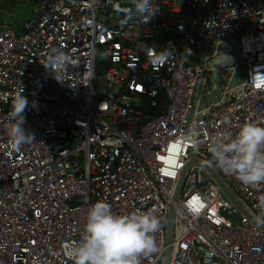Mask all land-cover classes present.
Listing matches in <instances>:
<instances>
[{"label":"built area","instance_id":"obj_1","mask_svg":"<svg viewBox=\"0 0 264 264\" xmlns=\"http://www.w3.org/2000/svg\"><path fill=\"white\" fill-rule=\"evenodd\" d=\"M30 2L22 32L0 18V264H72L67 247L99 199L116 213L160 219L157 251L140 264H162L172 204L168 264H264V227L198 160L254 218L264 185L245 186L216 167L204 135L198 150L182 140L193 121L208 137L234 134L246 121L264 124L260 1L155 0L146 23L129 15L131 0ZM214 41L221 60L211 59ZM192 45L204 49L203 64L187 62ZM52 47L71 62L48 73L42 63ZM230 53L244 80L203 104L212 67L231 83ZM22 96V127L34 140L11 150L10 111Z\"/></svg>","mask_w":264,"mask_h":264},{"label":"clouds","instance_id":"obj_2","mask_svg":"<svg viewBox=\"0 0 264 264\" xmlns=\"http://www.w3.org/2000/svg\"><path fill=\"white\" fill-rule=\"evenodd\" d=\"M157 11L155 0H131L128 9L129 15L145 23ZM44 55L46 63L42 64L48 73L52 69L59 72L71 62V57L58 47L50 48ZM51 75L63 82L56 75ZM176 75L179 77L180 73ZM27 104V99L22 96L20 103L10 111L13 123L7 133L11 150L34 140L33 134L22 127V113ZM202 135L208 141L207 151L216 167L245 186L258 188L264 185V124L246 121L234 134L218 131L208 137L193 121L182 140L198 150ZM254 206L258 210L255 222L264 225V194L257 197ZM160 226V219L150 211L116 213L107 201L99 199L88 207L80 239L68 245L67 255L72 264H140L141 257L157 251L153 234Z\"/></svg>","mask_w":264,"mask_h":264},{"label":"rangeland","instance_id":"obj_3","mask_svg":"<svg viewBox=\"0 0 264 264\" xmlns=\"http://www.w3.org/2000/svg\"><path fill=\"white\" fill-rule=\"evenodd\" d=\"M6 9H0V18L8 19L12 22L13 26L19 31H23V25L25 20H27L32 13V5L30 0H14V1H5ZM217 41H214L211 45L210 51L212 52L211 59L221 60L224 55V49L219 48L218 55H213L216 49ZM228 53V52H227ZM231 62L227 65V69L229 74H232L233 67H236L233 72V78L231 83L229 84L227 77H225L224 72L221 73L219 71V67H212L210 70L211 78L208 80L207 92L203 97V104H209L211 101L215 100L220 94L223 93L226 86L230 87L235 86L236 84L242 82L244 80V65L241 62H237L232 53H230ZM219 57V58H218ZM188 63H202L204 62L205 52L202 47H198L196 45H192L186 54ZM215 84V86H214ZM243 205H245L242 202ZM246 207V205H245ZM248 208V207H246ZM227 215L236 220V217L231 213L227 212ZM256 216V215H255Z\"/></svg>","mask_w":264,"mask_h":264},{"label":"water","instance_id":"obj_4","mask_svg":"<svg viewBox=\"0 0 264 264\" xmlns=\"http://www.w3.org/2000/svg\"><path fill=\"white\" fill-rule=\"evenodd\" d=\"M259 1L261 3V6L264 9V0H259ZM198 162L201 163L203 166H205L210 171V173L214 176L216 181L220 184V186L223 189V191L225 192V194L233 201V203L236 204L238 207H240L247 214V216H249L253 221H255V218L252 217L247 211H245L242 208V206L240 205L238 200L234 197V195L227 188V186L222 181V179H221L220 175L218 174V172L216 171V169L210 163H208L206 161L198 160ZM185 170H186V168L182 171V174H181L180 179L178 181L176 193H175V197H174L175 200L177 199V197L179 195V191H180V188L182 186V181H183ZM174 209H175V205L172 204L171 209H170L168 216H167V220H166V235H167V244L166 245L167 246H166V250H165L164 259H163L162 264H168L169 258H170L171 241H172V234H173V222H174ZM261 226L264 227V225H261Z\"/></svg>","mask_w":264,"mask_h":264},{"label":"trees","instance_id":"obj_5","mask_svg":"<svg viewBox=\"0 0 264 264\" xmlns=\"http://www.w3.org/2000/svg\"><path fill=\"white\" fill-rule=\"evenodd\" d=\"M7 7H6V5H1L0 6V9H6Z\"/></svg>","mask_w":264,"mask_h":264},{"label":"bare ground","instance_id":"obj_6","mask_svg":"<svg viewBox=\"0 0 264 264\" xmlns=\"http://www.w3.org/2000/svg\"><path fill=\"white\" fill-rule=\"evenodd\" d=\"M219 58V57H218Z\"/></svg>","mask_w":264,"mask_h":264}]
</instances>
